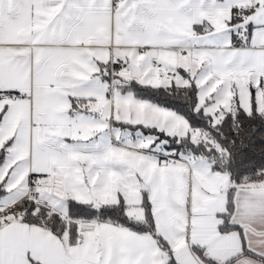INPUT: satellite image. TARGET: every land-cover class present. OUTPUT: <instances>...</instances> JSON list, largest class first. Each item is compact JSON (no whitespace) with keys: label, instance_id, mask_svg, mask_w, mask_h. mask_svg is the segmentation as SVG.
Listing matches in <instances>:
<instances>
[{"label":"snow or ice","instance_id":"snow-or-ice-1","mask_svg":"<svg viewBox=\"0 0 264 264\" xmlns=\"http://www.w3.org/2000/svg\"><path fill=\"white\" fill-rule=\"evenodd\" d=\"M0 264H264V0H0Z\"/></svg>","mask_w":264,"mask_h":264}]
</instances>
